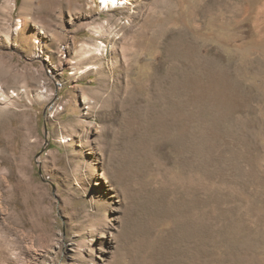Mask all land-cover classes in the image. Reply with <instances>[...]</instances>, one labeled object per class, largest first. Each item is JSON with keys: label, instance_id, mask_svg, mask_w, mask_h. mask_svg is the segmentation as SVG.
<instances>
[{"label": "rangeland", "instance_id": "rangeland-1", "mask_svg": "<svg viewBox=\"0 0 264 264\" xmlns=\"http://www.w3.org/2000/svg\"><path fill=\"white\" fill-rule=\"evenodd\" d=\"M133 2L0 0V264H264V0Z\"/></svg>", "mask_w": 264, "mask_h": 264}, {"label": "bare ground", "instance_id": "bare-ground-1", "mask_svg": "<svg viewBox=\"0 0 264 264\" xmlns=\"http://www.w3.org/2000/svg\"><path fill=\"white\" fill-rule=\"evenodd\" d=\"M101 2H102V4L103 5H106L107 7H109V8H116V7H121V8H128V9H130V8H133V5H134V2H133V0H100ZM201 2V1H200ZM217 3V2H216ZM200 5V4H199ZM206 6H208V5H206ZM210 7V6H209ZM206 8H208V7H206ZM193 10V9H192ZM202 10V9H201ZM203 10H204V8H203ZM198 12V11H197ZM197 12H195V13H197ZM195 13L194 12H192L191 14H192V21L193 22H195L196 21V16H195ZM170 18V17H169ZM198 19V18H197ZM127 21V20H126ZM166 22V21H165ZM127 23H129V21H127ZM168 25V24H167ZM196 25V24H195ZM198 25V24H197ZM172 29V28H171ZM156 31H155V33H154V39L152 38V40H151V45H154V44H156V43H159L160 42V39H166L167 40V42H166V44H165V55H168V56H170V55H173L176 51H178V52H181L180 54L181 55H183V56H192V55H194L195 53L193 52V49L191 48V47H188L187 45L188 44H190L188 41H187V39L185 38L186 36H185V34L184 33H182L181 35H177L176 33H168V32H166V27L165 26H163V25H161V26H159L157 29H155ZM96 33H98V34H101L102 35V31L100 30V29H96V30H94ZM177 32V31H176ZM184 34V35H183ZM104 35V34H103ZM102 35V36H103ZM166 36V38H164ZM185 36V37H184ZM36 37V36H35ZM156 39H157V42H156ZM149 40V39H148ZM40 40H38V42H39ZM150 41V40H149ZM101 44H102V42H101ZM103 45V44H102ZM95 47V46H94ZM96 48V47H95ZM97 49H98V46H97ZM138 50H140V49H138ZM135 52H136V50H135ZM102 57V56H101ZM109 60V59H108ZM169 60V59H168ZM201 62V61H200ZM104 63V62H103ZM114 63V62H113ZM114 65V64H113ZM154 66H155V64H154ZM91 68H97V66H95V65H93V66H88L87 67V69L86 70H89V69H91ZM103 68V67H102ZM128 69H129V67H128ZM86 70H82V72H84V71H86ZM111 70V69H110ZM114 70V69H113ZM129 70H131V69H129ZM129 70H128V73H129ZM126 71H127V69H126ZM99 73H100V75H102L104 72H103V70H101V71H99ZM127 73V74H128ZM126 74V75H127ZM152 74L153 75H156V74H158V69L157 68H155V67H153V71H152ZM152 75V76H153ZM128 76V78H129V74L127 75ZM157 77V76H156ZM213 77V76H212ZM196 79V78H195ZM202 80V79H201ZM190 82H191V80H190ZM189 83V81H188V79H187V83H185V85H187ZM209 83H212V81L211 82H209ZM214 83V82H213ZM213 83H212V85H213ZM194 84V83H193ZM197 83H195V85H196ZM102 85H103V83H102ZM214 86V85H213ZM196 88V87H195ZM100 90V89H99ZM216 91V90H215ZM98 92H100V91H98ZM99 94V93H98ZM211 96V95H210ZM222 97V96H221ZM175 112V111H174ZM183 115V114H182ZM163 119V118H162ZM168 120V119H167ZM178 120V119H177ZM176 120V121H177ZM180 120V119H179ZM174 121H175V119H174ZM172 122V121H171ZM180 122V121H179ZM184 122V119H182L181 118V124ZM169 123V122H168ZM176 123H178V122H176ZM180 124V125H181ZM174 126H176V125H174ZM184 131V130H183ZM169 136V135H168Z\"/></svg>", "mask_w": 264, "mask_h": 264}]
</instances>
